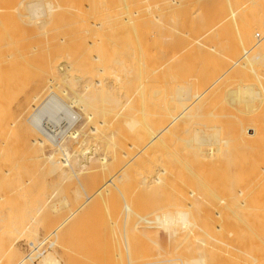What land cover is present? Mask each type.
I'll return each instance as SVG.
<instances>
[{"label":"bare ground","instance_id":"bare-ground-1","mask_svg":"<svg viewBox=\"0 0 264 264\" xmlns=\"http://www.w3.org/2000/svg\"><path fill=\"white\" fill-rule=\"evenodd\" d=\"M149 1L0 0V67L3 68L2 70L0 68V180L2 181L0 183L2 184L5 181L4 185H0V205L3 202L5 204L11 196V200H14L12 202L14 206L12 204L13 207L11 208H15L16 215L20 216L22 209L25 210V207L26 210L33 214V216L30 215L31 217L24 226L21 225V219L17 216V218H13L15 220L14 224L12 226L9 225V229L7 228L8 224L1 225L2 221L0 222V264H32L35 260L38 261V264H56L57 246L55 242L58 236L74 215L93 203V201L114 204L118 197L123 199L125 242L127 233L136 231L141 227L143 221V218L138 215V213L142 214V212L138 211L139 207L136 206L137 204L135 205L131 201V204L136 206L134 208L127 202L128 199L126 201L130 194L128 192L132 193L135 187L139 189V183L143 187L140 189V193L145 189V192L148 191L146 187L144 188L145 185H152L151 188L149 186V192L151 193V198L154 197L152 198L154 200H161L163 197H166V199L171 198V195L176 197L175 203H177L176 201H178L179 197H181L180 200L184 199L187 203L191 200L190 203L185 204L186 206L183 204L185 201L182 202V205L185 208L187 207L186 209L193 207L195 209L197 203H199L197 205H202L198 200L204 201L203 203L212 202L211 204L209 203L212 205L214 202L209 199L212 193L218 194L219 191L223 192L227 188L228 191L230 187L232 196L230 195V204L226 205L221 202L226 200H221L224 194L221 193L223 194L221 198L216 195L224 205V209L218 212L217 209L214 211L209 209L208 211V207H216V203L214 204L215 206H210L206 203L208 207L205 204V209L204 204L202 205L203 207L197 206L198 216L195 215L197 216L196 218L195 216H190L189 210H183L182 205L178 204L181 209H176L175 207L174 210L170 211L165 208V210L160 211L158 209V213L155 211L157 214L153 212L155 213L154 217L150 216L153 217L151 219L152 227L157 229L158 238L161 239V242L165 240L170 248L165 250V253L161 248L164 255L161 253L162 255L156 259L160 254L157 256L155 253L157 257L155 261L151 258L153 262L148 261V259L147 262L145 259H141L138 256L141 253H139V250H137L138 254L137 252L134 254L136 258L138 256L142 261L140 259L133 260L134 257H130L134 255L132 250V255H129L127 260L128 264H264V156L262 158L261 155L256 157L258 151H260L259 154L264 151V117L261 115L253 116L251 110L243 108L239 113L227 115V118L223 115L217 116V113L213 114L215 110L212 114H210V110L206 113L205 109V113L200 111L199 113L197 106L200 107L202 105L201 102L205 103L203 99L206 100L209 95L212 96L219 90V86H221L219 82L228 71L226 70V73L224 72V74L220 75V73L215 72L216 70L213 74L211 70L208 81L205 80L207 83L199 87V76L194 75L197 69L195 70V65L192 64L193 67H191L189 64L194 61V64H196L198 60L194 57L193 51H191L193 48L204 46V43H206L204 41H207V37L209 40L213 35L215 37V35L230 29L235 34V42L238 44L236 48H238L239 53L235 52L236 60H232V63L228 58V60L225 57V59L222 58L224 62L231 63L228 70L235 67H237L236 70L238 72L241 67L245 70V66L246 69L249 68L247 67L248 63H252L253 60V63L262 61V64H260L263 65L264 49L261 50L260 48L264 45V22L260 18L251 21V18H246L248 19L246 20L242 17V14H245V10L249 11L253 7V4L249 6L247 3V5L242 4L238 8L236 6V9L234 5V9H231L229 15L221 18L222 13L219 15L221 16L220 19L216 17L217 20H215L216 18L199 20L198 18H194V20L189 18L167 19L168 22L165 20L168 23V33L166 35L170 36L169 34L172 35L176 32L182 42L187 44L185 45L186 49L184 47L186 50L184 52L187 54L184 56L185 53L181 50V47L183 48L182 45H180L181 47L179 46V49H177L178 47L174 49L172 41L169 40L172 39V36L171 38L168 37L169 44L171 42L169 46L173 51L170 52L169 48V53L166 51L161 52L163 54L161 56L165 58L164 61L162 60L163 65L160 61L155 63V60L158 61L159 54H161L159 53L160 44L158 45L157 39L162 36L157 34L164 29L159 25L161 28L159 31L157 25L165 19L164 16L168 15V11H173L180 7L181 2L178 0H164L166 2L164 5L168 7V11L164 14L156 12ZM196 1L207 2L209 0ZM238 1L236 0L237 3ZM254 3L256 4V2ZM231 6L233 5L231 4ZM194 27L196 28L194 29ZM164 30L163 36L165 35L164 32L166 33V30ZM133 38L137 46L133 43ZM256 38L258 39L256 40ZM75 41H80L79 44H81L82 51H85V49H82V46H85L84 48L87 47L86 51H93L96 53L95 56H92V52L90 58L86 56V59H82L81 57L86 55V51L82 55L81 50H78L80 52L79 56L80 54L82 55L80 58L70 56L69 49L73 48L75 50V48L79 47L78 42ZM159 42L161 43V41ZM77 44L78 46H76ZM131 45H133L132 49L130 48L132 47ZM90 48L99 50L97 52L94 49L91 51ZM101 48L106 49V52L109 51L107 52L108 54L102 53ZM212 48L216 50L215 48L217 47ZM111 50H119L118 52L115 51L116 55L119 53L117 55L118 60L111 58ZM259 50L263 54L262 56H260ZM39 52H45L43 59L41 58L42 60L40 61L38 58L40 62L37 61L38 63L35 65L30 64V55ZM217 52L214 54L218 55L219 52ZM191 54L195 60L191 59ZM105 55H110V59H106ZM196 55L198 56V54ZM177 58H180L179 61L181 62L185 59L187 64L184 67L185 69L183 68V71L187 69L183 76L174 74L170 70L172 63ZM120 62L124 66H121ZM198 62L202 65L203 60ZM168 65H170V69ZM189 66L191 70L193 69V72ZM123 67L124 71L122 70ZM8 68L11 70V75L6 76L7 74H5V78L9 77L5 79L1 74L3 73L2 71L7 73L9 71ZM208 68L210 69V67ZM209 69L206 70L208 71ZM251 69H249L250 72L252 71ZM200 70L201 68L198 71ZM233 70L236 71L235 69ZM168 71H170L169 74L167 73ZM207 71L206 73H208ZM231 74H233V71H231ZM230 77L232 78V76ZM263 78L262 80H264ZM225 79L224 81H226ZM30 83L35 84L37 87H35L36 91L34 92L35 89L32 85L34 93L30 87L29 89L32 93L27 90L31 95H22L23 98H21L24 103H18L17 101L20 97L18 95L24 94L25 91L27 92L26 88ZM79 83H82L79 86L80 89L73 91V104H78L82 111L86 112L90 108L103 116L108 114L107 112L111 108H118L119 106V114L117 116L121 115L123 111L124 113L126 111H134L135 114H141L139 116H142V119L147 124V130L143 128L144 125L143 127L140 126L144 131H141L138 127L139 123L142 125V122L125 119V116H122L125 119L123 125L126 127H123L126 130L125 132L128 129L131 132L134 128L137 131V128H139L138 133L147 131V134L143 133L145 138L143 136L144 141L141 143L138 141L140 139L135 140V133L137 132L134 130L135 139L134 135L131 138L139 143H137L138 145L135 143L137 146L133 143V145L126 146L129 151L136 146V155L130 157L125 153L127 148L122 145V135H120L118 142H115L110 137V144L113 146L110 157L106 153L99 154L102 147L98 144L91 146L89 149L83 147V139L76 140V136L79 134L62 131L66 130V128L63 129L65 126L62 129L59 128L61 132L56 133L57 125L55 126V123L50 124L51 118L59 111L68 113V109L60 103L56 96L58 94L55 95V92L63 89V85L74 88L78 87ZM61 84L62 87L60 88ZM65 90L67 88L62 90V93H67ZM60 93L59 91V95ZM45 97H47L46 101L44 100ZM245 98L250 100L248 96ZM134 102L138 104L136 105L138 108L134 106V108H131ZM14 106H24L21 107L22 109L18 107L19 112L22 115L24 113L23 118L18 115L19 112L13 111L16 112L15 115L20 116L22 120L24 119L23 121L26 120L25 114H27L28 125L21 124L22 120H19L20 123L17 116L13 115L12 108ZM29 112H31L30 115L28 114ZM43 116H46V121L41 125ZM222 117L223 119L224 117L227 120L229 119L228 123L224 121L226 119L222 120L223 123L220 122ZM86 118L88 121L91 120L93 114L87 113ZM147 119L153 121L155 126H150ZM68 123L71 124V121ZM18 124L26 126L24 129L34 137L37 135V138L32 136L31 140L25 141L23 138L24 129L22 130V127ZM98 125L99 128L105 127L103 121H100ZM256 126H259L258 129ZM89 129H91L90 131L88 130L91 134L98 133L99 135L98 127ZM109 130L110 128L107 132ZM131 134L133 133L131 132ZM64 136L74 138L77 141L75 147H73L74 152L72 154L65 150L64 147H61L62 145L60 146L58 137L63 139ZM103 137L105 138L103 140L106 141V137ZM127 137L130 138V135L127 134ZM46 145L51 146V148L54 147V150L49 155L44 154ZM121 146H124V152V148L122 149ZM149 152L150 154L153 152L154 155H149ZM147 154L154 159L151 157L147 159ZM142 158L144 160L147 159L148 162L147 160H142ZM93 161L97 162V164L94 172L91 171V173L88 167L92 165L91 162ZM142 162L144 166H142ZM145 162H152L154 166L152 165V168H150V165L147 166L148 164L146 165ZM90 173L92 179L87 185L88 189L78 183V189L72 191V198L75 200L83 197L81 203H78L76 207L74 206L75 209H71L67 217L61 218L60 224L53 229L45 226L37 227V217L46 207L54 211L68 208L66 201H51L55 199L61 185L65 181L78 180L79 177ZM35 179H43L44 181L38 183ZM139 180H147L150 183H146V181L139 182ZM213 181L220 184L221 187H219L222 190H218L219 187L217 185L218 188L215 187L214 191L218 192H214L209 187V184ZM227 181L229 182L227 183ZM135 183L138 184L136 185ZM142 183L146 184H143V186ZM125 184H129V187L127 186L129 190L133 187V191L131 189L124 192ZM131 184L132 187L130 188ZM183 190L185 191L183 192ZM136 192L139 193L137 190L134 191V193ZM149 192H147L148 195ZM203 192L211 194L210 197L207 195L208 200L206 199V202L204 199L201 200L206 195ZM124 193L128 197H125ZM183 194H185V198L182 197ZM214 194L212 195L214 197L213 200L216 199L215 201L217 202ZM131 195L130 197H132ZM226 195L229 198V195ZM7 196L9 197L6 198ZM141 196L144 197L143 195ZM187 196L189 197L188 200L186 199ZM147 197L150 198L149 196ZM151 198L149 201H152ZM172 198L170 200L174 201ZM230 199L228 200L230 201ZM118 200L117 202H119ZM192 200L197 201L192 203ZM158 202L162 203V200ZM156 203L153 204L157 205ZM169 203L167 204L170 205L171 203ZM7 204L8 202L5 205ZM20 205L23 206L19 208L18 206ZM154 205L152 210L157 207H154ZM3 208L5 209L3 210L0 206V210H3L0 211V214L2 213L3 215H1L5 217L6 215L3 212H5L6 208L8 210V207ZM200 208L205 210V212H202ZM12 209H10V212L13 211ZM168 209H170V206ZM145 210L147 209L143 208V212ZM148 210L150 211V208ZM135 217L141 220L139 222L141 224L138 223V219ZM2 218L0 220H3ZM134 219L137 222H134ZM5 222L7 223L8 220ZM10 222L8 223L10 224ZM35 223L37 228L32 227ZM194 224L200 226L199 229H193ZM111 225L113 228L115 223ZM152 235L149 236L152 238ZM131 236L132 234L127 238ZM20 238L24 239V244H22V241L21 244L30 249L26 255L22 253L21 248L18 247L19 245L15 243ZM135 239H138V237H135ZM140 240L139 238L138 241ZM141 242L143 241L141 240ZM167 243H164L166 247ZM46 244L48 245L47 250H42ZM131 247L135 246L132 245ZM137 247L138 249L143 248V246ZM143 252L145 253L144 250ZM125 255L128 256V254ZM125 259L126 257L124 256V261ZM118 264H120V260Z\"/></svg>","mask_w":264,"mask_h":264},{"label":"rangeland","instance_id":"rangeland-1","mask_svg":"<svg viewBox=\"0 0 264 264\" xmlns=\"http://www.w3.org/2000/svg\"><path fill=\"white\" fill-rule=\"evenodd\" d=\"M178 1H180L181 2V6L180 7H178V8H176L175 10H170V11H168V7L166 6V5H164V3H166L164 0H150L149 2L150 3H152V7H154V10L156 11V12H158V13H166L167 11H168V15H165L164 16V20H162L160 23H158V25H157V27H158V30L160 29L161 30V28L160 27H163L165 30H166V33L164 32V36H163V30L164 29H162L161 31L162 32H159L157 35H161L162 37H159V39H157V41H158V45L160 44V50H159V53H161L162 51L163 52H167V53H169L168 52V50H169V48H170V44H171V42H170V44H169V41H168V39L169 38H171V36H172V39H169L170 41H172V45L174 46L173 48L174 49H176L177 47V49H179V46L180 45H182L183 46V48L181 47V50H183L182 52L183 53H185L186 52V46L185 45H187V44H185L184 42H182V40L178 37V34H176V32H174V34H169L170 36H168V35H166L167 33H168V23H166V22H168L167 21V19H171V18H176V19H186V18H189V19H191V20H194V18H198V20L199 19H211V18H216V17H218V19H220V17L221 18H223V17H225V16H227V15H229V13L231 12V9L233 8L234 9V5H235V9H236V6H237V8L239 7V6H242V4L244 5H247V4H249V6H250V4H253V7L249 10V11H247V10H245V14H242V17L244 18V19H246V18H251V21L253 20V19H257V18H260V20L262 19V21L264 22V0H237L238 1V3L239 4H241V5H239L237 2H236V0H228V2L230 3V5H228L229 3L228 2H226L227 0H209V1H207V2H202V1H196V0H178ZM231 1V2H230ZM249 1H251L250 3H249ZM254 2H256V4L254 3ZM228 3V4H227ZM247 3V4H246ZM163 4V5H162ZM231 4L233 5V6H231ZM238 4V5H237ZM140 6V5H139ZM226 12V13H225ZM223 13V14H222ZM163 14V15H164ZM220 14H222L221 16H219ZM165 20H166V22H165ZM215 20H217V18L215 19ZM246 20H248V19H246ZM162 24V25H161ZM159 25H160V27H159ZM196 27H194V29H195ZM157 29V28H156ZM164 30V31H165ZM170 33H172V32H170ZM234 33H233V31L232 30H230V29H227L226 31H224V32H222L221 34H219V35H215V37H214V35H213V37H211V38H209V40H208V37H207V41H204V42H206V43H204V46H199V48L197 47V48H193L194 50H195V52H194V50L192 49L191 51H193V55H194V57L196 58V59H198L196 62V64H194V62L193 63H189L190 65H191V67H193L192 66V64L193 65H195L194 67H195V70L197 69V71L196 72H194L195 74V76H199L198 77V79H199V84H200V86L199 87H201V86H203L205 83H207L206 81H208V76L211 74V70L213 71V74L215 73V72H217V73H220V75L221 74H224V72L226 73L227 71V73L223 76V78L220 80V82H222V81H224V79L226 80V81H224V82H222V83H220L219 82V84L221 85V86H219L220 88H219V90H217L216 91V93L214 94V95H212V96H210L209 95V97H205L206 98V100H204L203 99V102L205 101V103H202L201 102V104L202 105H200V107H201V109H200V107L199 106H197V109H198V112L200 111L201 113H205V110H206V113H208V111L210 112V114H212V112H213V114H216L217 116H220V115H223V116H227V115H232V114H236V113H239L240 112V110L243 108V109H249V111L251 110V112H252V114H253V116L254 115H261L262 117H264V93H262L261 94V92L262 91H264L263 89H264V80H262V78L264 77V68H263V65H261L262 63V61L259 63H257L256 61V63H253V61H252V63H248V66L247 67H249V68H247L246 69V66H245V70H243L242 69V67H241V70H239V72H238V70H236V68L237 67H235V68H233V69H235L236 71H234L233 69H231V70H228V68H229V66H231V63L233 62L232 60H236L235 59V57H236V53L238 54L239 53V50H237L238 48H236V45H238V44H236V42H235V37H234ZM167 36V37H166ZM158 37V36H157ZM163 37H166V38H163ZM169 37V38H168ZM168 38V39H167ZM163 39H165V40H163ZM258 38H256V40H257ZM134 40V38L132 39V41ZM136 40V39H135ZM167 40V41H166ZM36 41V40H35ZM38 41V40H37ZM39 41H41V39H39ZM159 41H161V43L159 42ZM75 42H78V41H75ZM130 42H131V39H130ZM129 42V43H130ZM167 42V43H166ZM80 43V41L78 42V44ZM82 43V42H81ZM126 43V42H125ZM133 43L134 44H136L135 46H137V43H135L134 41H133ZM132 43V44H133ZM78 44L76 45V46H78ZM83 44V43H82ZM127 44V43H126ZM157 44V43H156ZM163 44H165V45H163ZM128 45H130V44H128ZM132 47H130L131 49L133 48V45H131ZM134 46V47H135ZM217 47V48H215L216 50H213V48L212 47ZM264 45H262V48H260L261 50H263L264 49V47H263ZM85 47V46H84ZM83 46H82V49H85V51H86V48H84ZM127 47V46H126ZM159 47V46H158ZM176 47V48H175ZM184 47H185V49H184ZM201 47V48H200ZM239 47V46H238ZM79 48V49H78ZM128 48V47H127ZM165 48V49H164ZM167 48V49H166ZM73 48H71V49H69V55L70 56H72V57H81L82 55H84L83 54V52H85V51H82L81 50V44H79V47H77V48H75V50L73 51L72 50ZM77 49V50H76ZM91 49V48H90ZM94 49V48H93ZM93 49H91V51L93 50ZM201 49V50H200ZM78 50H81L80 52H82V55L80 54V56H79V51ZM88 50H89V48H88ZM96 52H97V50H99V49H94ZM102 50V51H101ZM101 52L103 53H106V54H108L107 52H109V51H107L106 52V49L104 50L103 48H101ZM184 50H185V52H184ZM237 50V51H236ZM241 50V49H240ZM72 51V52H71ZM78 53H77V52ZM90 51V50H89ZM100 51H98L99 53H100ZM116 50H114V51H110V52H112V56H111V58H116L117 60H118V58H117V55L119 54H117L116 55V52H118V51H116ZM170 52H172L173 50H171V48H170V50H169ZM218 53V55L217 54H214V53H216V52ZM260 51V50H259ZM93 52V51H92ZM92 52H85L86 53V55L85 56H82L81 58L82 59H86L87 57L86 56H89V58L91 57L90 56V54L92 53ZM178 53H179V51H177ZM189 52V51H188ZM236 52V53H235ZM41 53V54H40ZM124 53V52H123ZM190 53H192V52H190ZM194 53H196V54H198V56L196 55V54H194ZM235 53V54H234ZM38 54V55H37ZM45 55V52H39V53H35V54H31L30 55V64H32V65H35V64H37L38 62H40L42 59H43V56ZM74 54V55H73ZM76 54V55H75ZM78 54V55H77ZM95 54L96 53H92V56L94 55L95 56ZM114 54V55H113ZM121 54V53H120ZM182 54V53H181ZM180 54V55H181ZM186 54L187 53H185V55L184 56H186ZM260 56H262L263 54L261 53V51H260ZM33 55V56H32ZM42 56V57H40V56ZM56 55V54H55ZM97 55H98V53H97ZM100 55V54H99ZM102 55V54H101ZM111 55V54H110ZM110 55H105L106 56V59H108L109 57H110ZM123 55V54H122ZM126 55H127V53H126ZM161 55H163L162 53L161 54H159V59H158V61L157 60H155L156 62L155 63H159V61H160V63L161 64H163L162 63V60L164 61V57H162ZM193 55L191 54V59L192 60H195L194 58H193ZM35 56V57H34ZM116 56V57H115ZM128 56V55H127ZM228 56V57H227ZM53 57H55L54 55H53ZM76 57V58H77ZM85 57V58H84ZM119 57V56H118ZM123 57V56H122ZM157 57V56H156ZM221 57V58H220ZM227 59H229V61H231V63H229V62H224V59L225 58ZM34 58V59H33ZM40 59V61H39V59ZM42 58V59H41ZM103 58H105L104 56H103ZM120 59H121V57H119ZM130 58V57H129ZM158 58V57H157ZM181 58H183L182 56H181ZM219 58V59H218ZM222 58H224V59H222ZM264 58V57H263ZM262 58V59H263ZM110 59V58H109ZM123 60H124V58H122ZM179 59L180 58H177L173 63H172V65H171V69H170V65H168L169 66V69L171 70V72H173L174 74L176 73L177 75H179V76H183L186 72H187V69H186V71H183L185 68V66H187V64H186V62H185V59H183V62H181V61H179ZM188 59V58H187ZM199 59H201V60H203V63H202V65H201V63H199L198 61H201V60H199ZM218 59V60H217ZM227 59V60H228ZM227 60H225V61H227ZM33 61H35V62H33ZM38 61V62H37ZM205 61V62H204ZM219 61H222V62H220L219 63ZM121 62H123V61H121ZM120 62V63H121ZM217 62V63H216ZM250 62V61H249ZM199 63V64H198ZM226 63H228V64H226ZM263 63H264V61H263ZM122 65L121 66H124L123 65V63H121ZM160 64V65H161ZM186 64V65H185ZM188 64V65H189ZM223 64H225V66H223ZM250 64V65H249ZM31 65V66H32ZM157 65V64H156ZM164 65V64H163ZM209 65V66H208ZM158 66V65H157ZM166 66H167V64H166ZM226 66H228L227 67V69H226ZM261 66H262V68H261ZM190 67V66H189ZM191 67H190V70H191ZM208 67H210V69L208 68ZM240 67V66H239ZM238 67V68H239ZM1 68V67H0ZM184 68V69H183ZM199 68H201V70L200 71H198L199 70ZM244 68V67H243ZM252 68V69H251ZM3 68H1V70H2ZM9 69V68H8ZM206 69H209L208 71L206 70ZM214 69V70H213ZM249 69H251L252 71L250 72V70ZM5 70V69H4ZM122 70L124 71V67L122 68ZM216 70V71H215ZM224 70V71H223ZM227 70V71H226ZM262 70H263V72H262ZM192 72H193V69L191 70ZM206 71L208 72V73H206ZM215 71V72H214ZM231 71H233V74H231ZM241 71V72H240ZM3 73L1 74V75H3L4 76V78H5V74H7L6 76H10L11 75V70L9 69V71L7 72V73H5L4 71H2ZM30 72V71H29ZM197 72H199V73H197ZM234 72H235V74H234ZM1 73V72H0ZM168 74L170 73V71H168L167 72ZM229 74H231V75H229ZM176 75V76H177ZM204 75V76H203ZM233 75H234V77H233ZM230 76H232V78L230 77ZM236 76V77H235ZM262 76V77H261ZM228 77H229V79H228ZM3 78V77H2ZM3 78V79H4ZM9 78V77H8ZM7 77L5 78V79H8ZM202 78V79H201ZM228 79V80H227ZM264 79V78H263ZM206 80V81H205ZM197 83H198V81H197ZM263 83V84H262ZM82 83H79L78 84V87H68V86H65V85H63V89H61V90H59L61 93H60V95H59V91H57V92H55V95L56 94H58V95H56L57 97H58V100L60 101V103H62V105H64V107H66L67 109H68V113H66V112H64V111H59L57 114H55L54 116H52V118H51V122H50V124L52 125V124H54L55 123V126L57 127H55L56 128V130H57V134H58V132L62 129V127H64L63 129H65L66 128V130H62V131H65V132H69V133H76L78 136H76L77 137V141L78 140H82L83 139V141H84V143H83V147H87V149H89L91 146H93V145H95V144H98L99 146H101L102 148H101V151L99 152V154H107L108 156H110L111 157V155H112V150H113V146H111V144H110V137H112V139L115 141V142H118V139L120 138V135H122V145H124L125 147L126 146H128V145H131L132 143L133 144H137V143H139V142H141L142 143V141H144V139H143V136L145 135H143V133H146L147 134V127H146V121H144L143 119H142V116L140 117L139 115H141V114H135V112L134 111H126L125 113H124V111L121 113V111H120V113H121V115H119V116H117L118 114H119V106H118V108H111L107 113L108 114H105V115H99V114H97V112L95 111V110H92V109H88L86 112L87 113H91V114H93V118H91V120H87V113L86 112H84V111H82L81 109H80V106L78 105V104H76V103H74L73 104V102H74V93H73V91H75V90H79L80 88H79V86L81 85ZM30 85V86H29ZM28 86H27V88H26V90L28 89L29 90V92H31V90H32V92H33V90L35 89V84L33 85V83H30ZM34 87H33V86ZM261 86V87H260ZM31 87V90L29 89ZM32 87L34 88V89H32ZM62 87V84L60 85V88ZM65 87V88H64ZM263 87V88H262ZM37 88V87H36ZM67 88V90H65V91H67V93L65 92V93H62V90H64V89H66ZM73 88V89H72ZM261 88H262V90H261ZM28 90H27V92L25 91L24 92V94H20V95H18V96H20L19 97V100L17 101L18 103H21V102H23L24 103V101H23V97H22V95H27L28 96V94H30V93H28ZM36 91V89L34 90V92ZM68 91H70V92H68ZM31 92V93H32ZM33 92V93H34ZM54 94V93H53ZM31 95V94H30ZM216 95V96H215ZM248 96V99H250V100H247L245 97H247ZM250 96H252V97H250ZM22 97V98H21ZM25 97V96H24ZM252 98V99H251ZM46 99H47V97H45L44 98V100L46 101ZM249 101L248 103H246L247 101ZM43 101V100H42ZM45 101H43V102H45ZM42 102V103H43ZM136 102H134L133 103V105L131 106V108H138V106H136V105H138L137 103L135 104ZM134 106V107H133ZM21 108V107H24V106H14V108H12V112H13V115H15V113L16 112H19L20 110H18L19 108ZM22 109V108H21ZM24 109V108H23ZM205 109V110H204ZM242 109V110H243ZM13 110H16V112L15 111H13ZM18 110V111H17ZM25 110V109H24ZM23 110V111H24ZM202 110V111H201ZM212 110V111H211ZM22 111V110H21ZM116 111V112H115ZM26 112V111H25ZM199 112V113H200ZM110 113H111V115H110ZM137 113V112H136ZM29 115L31 114V112H29L28 113ZM86 114V115H85ZM134 114H135V116H134ZM18 115H21V118H23V116H24V113H23V115L19 112V114ZM26 116V120L25 121H23L21 118H20V116H17V115H15V117L17 116V119H18V121L20 120H22L20 123L21 124H27L28 125V119H27V117H28V115L27 114H25ZM114 115H116V117H114ZM125 116V119L127 118V119H132V120H138V122H142V125H141V123H139L140 125H138V123H137V125H138V127L140 128V130L141 131H144V129L142 130V128L140 127V126H142L143 127V125H144V127L143 128H145L146 130V132H140V133H142V135H140V133H138V131H139V128H137L138 129V131L137 130H135V128L131 131L133 134H131V132L129 131V129H128V131L130 132H125L126 130H125V126H123L124 125V121H125V119L122 117V116ZM132 116H133V118H132ZM138 116V117H137ZM260 116V117H261ZM20 119H19V118ZM139 117H140V120H142V121H140L139 120ZM224 117V119H226ZM229 117V116H228ZM115 118V119H114ZM117 118H118V120H117ZM120 118V119H119ZM43 120L41 121V125H42V123H44L46 120V116H43V118H42ZM122 119V120H121ZM151 119H152V117H151ZM221 119V118H220ZM220 119H219V121H220ZM223 119V117H222V119H221V121L220 122H222V120H224ZM232 119V118H231ZM264 119V118H263ZM148 120V119H147ZM229 120V119H228ZM228 120L226 119V120H224V121H226L227 123H228ZM233 120V119H232ZM259 120H260V118H259ZM27 121V122H26ZM69 121H71V124H67V122H69ZM100 121H103L104 123H105V127L103 128V127H100L99 128V122ZM112 121V122H111ZM145 123H144V122ZM26 122V123H25ZM87 122V123H86ZM148 122H149V124H150V126H155V124H154V122L153 121H151L150 119L148 120ZM226 122H224V123H226ZM19 123V124H20ZM89 123V124H88ZM110 123H111V125H110ZM223 123V122H222ZM18 124V125H19ZM231 124V123H230ZM69 127H68V126ZM107 125V126H106ZM19 126H21V125H19ZM67 126V127H66ZM22 128V130L24 129V128H26V126H24V125H22L21 126ZM97 128L98 127V129H99V135H98V133L97 134H91V132H89L91 129H89V128ZM108 127V129L110 128V130H109V132H107L108 131V129H106ZM123 127H125V128H123ZM153 127H151V128H153ZM257 127V129H258V127L259 126H256ZM262 127V126H261ZM59 128H61V129H59ZM59 129V130H58ZM256 129V128H255ZM260 129V128H259ZM68 130V131H67ZM89 130V131H88ZM131 130V129H130ZM137 132V133H135V131ZM21 131V130H20ZM25 133H23V138H24V140L25 141H29V139L31 140V137L33 136V135H30V133L26 130V129H24L23 130ZM22 131V132H23ZM52 131H54L53 129H52ZM104 131V132H103ZM111 131V132H110ZM123 131V132H122ZM22 132H20V133H22ZM26 132H27V134H26ZM61 132V131H60ZM89 133H90V135H89ZM112 133V134H111ZM136 134V139H135V134ZM111 134V135H110ZM127 134H129L130 135V138H128L127 137ZM30 135V136H29ZM93 135V136H92ZM105 136L106 137V141L105 140H103V136ZM132 135V136H131ZM133 135H134V139L135 140H138V139H140V140H138L139 142H135V140H133V138H131V137H133ZM139 137H138V136ZM19 136H21V135H19ZM141 136V137H140ZM81 137V138H80ZM101 137V138H100ZM125 137V138H124ZM138 137V138H137ZM147 137V136H146ZM22 138V137H21ZM33 138H37V135H35V137L33 136ZM60 137H58V140H59V142H60V146L61 147H64L65 148V150H67L69 153H73L74 151H73V147H75V144H76V140L74 139V138H70V137H68V136H64L63 137V139H59ZM144 138H145V136H144ZM105 139V138H104ZM125 140V141H124ZM128 141V143H126L127 141ZM104 141H105V143H104ZM132 144V145H133ZM135 144V145H136ZM134 145V146H135ZM138 145V144H137ZM136 145V146H137ZM107 146V147H106ZM124 146H121L122 147V149L124 148ZM135 146V147H136ZM134 147V148H135ZM127 148V150L125 151V153L126 154H128L130 157H132V156H134V155H136L135 153H137V148H132L130 151L128 150V147H126ZM105 149V150H104ZM130 149V148H129ZM134 149V150H133ZM54 150V147L53 148H51V146L49 147L48 145H46L45 147H44V154L45 155H49V154H51L52 153V151ZM124 150H125V148L123 149V152H124ZM135 151V152H134ZM128 152V153H127ZM131 152H133L132 154H130ZM259 152L260 151H258L257 153L259 154ZM262 152H264V151H262ZM262 152L258 155H256V157L258 156V157H260V155H261V158L264 156V153L262 154ZM149 155H151L152 154V156L154 155L153 154V152L150 154V152L148 153ZM148 154L146 155V157H148L147 159H150L149 157H151V158H153L152 156H148ZM145 157V158H146ZM147 159H145V160H147ZM154 159V158H153ZM153 159H151V160H153ZM193 159V158H192ZM142 160H144L143 158H142ZM144 160V161H145ZM150 160V161H151ZM190 160V159H189ZM191 161H193V160H191ZM147 162H148V160H147ZM147 162H145V164L147 165V166H149L150 165V168H152V165L154 166V164H152V162H149V163H147ZM155 162H156V160H155ZM92 163V165H90L89 167H88V170H89V172H94V170H95V168H96V164H97V162H95V161H93V162H91ZM151 163V164H150ZM154 163V162H153ZM145 165V166H146ZM142 166H144L143 165V162H142ZM91 172V173H92ZM91 173L88 175H86V176H81V177H79V179L78 180H70V181H65L62 185H61V187L59 188V191H58V194L55 196V199H53V200H51V201H54V200H57V201H60V200H62V201H66L67 202V205H68V208H65V210H59V211H54V210H51L50 208H48V207H46L44 210H42V212L38 215V217H37V221H36V223L38 224V226H37V224L35 223V225L33 224L32 225V227H34V228H37V227H40V226H45V227H47V228H54V227H56L57 225H59L60 224V222H61V220L63 219V218H65V217H67L68 215H69V211L71 210V209H75V207H76V205L78 204V203H81V201H82V198L80 197L79 199H74V198H72L73 197V194H72V191L74 190V189H78V187H79V185H78V183L79 184H81V185H83V186H85V188L86 189H88V187H87V185H88V183H89V181H90V179H92V175H91ZM38 180V181H37ZM1 181V180H0ZM35 181L36 182H43L44 180L43 179H35ZM141 180H139V182H140ZM142 181H144V180H142ZM141 181V182H142ZM146 181V183H150V181H147V180H145ZM144 181V182H145ZM2 182V181H1ZM131 182V181H130ZM129 182V183H130ZM134 182H136V181H134ZM214 182V181H213ZM213 182H211V184H209V187L211 188V189H213V191H214V189H215V187H217V185H218V187L220 186L221 187V185L220 184H218L216 181L214 182V184L212 185V183ZM224 182V181H223ZM229 181H227V183H228ZM132 184H133V182H131ZM146 183H142V185L143 184H146ZM5 184V181H3V183L1 184L0 183V185L2 186V185H4ZM127 184V183H126ZM125 184V185H126ZM132 184H131V186H130V188L132 187ZM136 184V183H135ZM138 184V183H137ZM136 184V185H137ZM141 183H139L138 184V186H139V189H138V187H137V189H136V187H135V190L134 191H140V189L141 188H143L141 185H140ZM134 185V184H133ZM0 186V187H1ZM127 186L129 187V184L128 185H126V188H127ZM141 186V187H140ZM144 186V185H143ZM148 184L147 185H145L144 186V188L146 187L147 188V192H149V186H150V188H151V184L148 186ZM213 187V188H212ZM217 187V188H218ZM220 187H219V189L218 190H222V188L220 189ZM227 187H229V185H227ZM125 188V191L124 192H127V190L128 191H130L131 189H132V191H133V187L129 190V188H127L126 189ZM216 188V189H217ZM225 188H226V185H225ZM231 188V187H230ZM230 188H229V190L228 191H230ZM211 189H210V191H211ZM228 189V188H227ZM227 189H224V191L223 192H220L219 191V193L217 194V193H212V195L214 194V196H215V198H217L216 197V195L217 196H219L220 198L222 197V195L224 196V197H222L223 199H221V200H224V199H226V200H224V201H221L220 200V198L218 197L217 198V202L215 201V200H213V198L214 197H212V195H211V197H212V199H211V197H210V195L207 193H205V192H203L204 194H206L205 196H204V198H202L201 200H205V202L208 200V196L210 197L209 199H210V201H213L214 202V204L216 205V207H213V208H210V207H208V205L206 204V203H208V201L206 202V203H203L204 201H200V200H198V202H200V204L202 203V205L204 206V209L206 208V205H207V207H208V211H209V209L211 210V209H213V211L214 210H216L217 209V212L218 211H220V210H222V209H224V203L227 205V204H230V202H231V194H232V189H231V191L230 192H228L227 191ZM143 190V189H142ZM134 191L131 193V192H128V193H130L128 196H127V194H123V195H126L125 197H128V198H126V201H127V199H128V203L130 204V205H132L131 204V201H133V203L136 205V206H138L139 207V210H138V208H137V210L139 211V212H142V214L140 213H138V215H139V217H142L143 219V221H142V225H141V227H139L136 231H134V232H128L127 233V235H126V241L124 242V201H123V199L122 198H120V197H118L115 201H114V204L112 203V204H108V203H100L99 201L97 202V201H93V203H91L90 205H88L87 207H85L84 209H82V210H80V211H78L75 215H74V217L64 226V228H63V230H62V232L60 233V235L58 236V238H57V241L55 242L56 243V257H55V261H56V264H118L119 263V260H120V264H126V262H127V260H128V257H129V255H132V252H133V254L134 253H136L137 252V250H139V253L140 254H138V252H137V254H138V256L141 258V259H145L146 260V262H147V259H148V261L150 260V261H155V258L156 259H158L162 254L161 253H163V251H164V253H165V250H169V244L165 241H163V242H161V239L160 238H158V236H159V234H158V232H157V229H155L154 227H152L153 225H152V223H151V219H153V215L157 212L158 213V209H159V211L160 210H165V208L167 209V210H174V208L176 207V209H181L180 208V206H178V205H182V202L183 201H185L184 199L183 200H180V198L181 197H179V199H178V201H176L177 203H175V199H176V197L175 196H173V195H171V198L172 199H174V201L173 200H170L171 198H167L166 199V197L164 198H161V200H162V203L161 202H158V201H161V200H154V199H152V198H154V197H152L151 198V193L149 192V195H148V193L147 192H145L146 191V189L144 190V191H142V193H140L141 195H143L144 197H142L139 193H134ZM151 191V190H150ZM185 190H183V192H184ZM204 191V190H203ZM212 191V192H213ZM71 192V193H70ZM144 192V193H143ZM201 193H202V191H200ZM214 192H218V191H214ZM228 194L229 195V198H228V196L225 194ZM221 193H223V194H221ZM132 194V195H131ZM145 194V195H144ZM146 194H147V196H149L151 199H152V201L150 200L149 201V199L150 198H148L147 196H146ZM203 194V195H204ZM63 195V196H62ZM130 195L132 196V197H130ZM208 195V196H207ZM231 195V196H230ZM64 196H65V198H64ZM135 196V197H134ZM138 196V197H137ZM141 196V197H140ZM167 196H170V195H167ZM185 196V194H183V196L182 197H184ZM207 196V197H206ZM9 196H7L6 198H8ZM124 198V197H123ZM147 198V199H146ZM185 198V197H184ZM12 198H11V196L9 197V200L7 201L8 202V204L7 205H5V204H3L2 203V205H0L1 207H2V209L4 210L5 208H3V207H8V210H7V208H6V210H5V212H3L4 213V215H6L5 217L4 216H2L1 214H0V216H1V218L3 219V220H0V222L2 221V224L1 225H7V228L9 229V225L10 226H12V224H14V219L15 218H20L21 219V225L22 226H24V225H26L27 224V222H28V220H29V218L31 217V216H33V214H31V212H29L28 210H26V207H25V210L24 209H22V212H21V215L19 216V215H16V210H15V208H11V207H13L14 206V203H12V202H14V200H11ZM64 199V200H63ZM118 199H122L121 201L120 200H118ZM164 199V200H163ZM165 199H166V201H165ZM187 200L189 199V197L187 196V198H186ZM191 199V198H190ZM207 199V200H206ZM228 199H230V201L228 200ZM5 200V199H4ZM3 200V201H4ZM117 200L119 201V202H117ZM137 200V201H136ZM141 200H143V201H146L145 203L144 202H142ZM154 200V201H153ZM170 200V201H169ZM219 200V201H218ZM9 201H10V203H9ZM130 201V202H129ZM136 203H135V202ZM194 201H197V200H194ZM193 200H192V203L194 202ZM223 203H221V202ZM112 202H113V200H112ZM150 202V203H149ZM157 202V203H156ZM164 202V203H163ZM168 202H170L169 204L170 205H168L167 203ZM179 202H181V204H179ZM191 202V200L188 202V203H190ZM72 203V204H71ZM147 203H149L148 205H145V204H147ZM153 203H156L157 205H154ZM186 201H185V203H183L184 205L186 204H188ZM191 203V204H192ZM197 203V202H196ZM210 203V202H209ZM208 203V204H209ZM212 203V202H211ZM210 203V204H211ZM1 204V203H0ZM12 204H13V206H12ZM134 204L132 205V207L134 206ZM158 204H159V206H158ZM161 204H163L162 206H161ZM164 204H166L165 206H164ZM178 204V205H177ZM195 204V203H194ZM193 204V206H195ZM197 204H199V203H197ZM196 204V208L194 209V207L193 208H188V209H186L185 208V206L184 205H182V208H184L183 210H189V212H190V216H195V215H197L198 216V213H197V206H202V205H197ZM206 204V205H205ZM209 204V205H210ZM214 204H212V205H210V206H215ZM219 204V205H218ZM10 207H9V206ZM112 205V206H111ZM154 205V207H156L154 210H152L153 209V206ZM174 205V206H173ZM176 205V206H175ZM23 205H20V206H18L19 208L20 207H22ZM75 206V207H74ZM136 206H134V208H136ZM145 206V207H144ZM151 206V207H150ZM169 206H170V209H168L169 208ZM202 206V207H203ZM223 206V207H222ZM144 209H149L150 208V211L148 210H145V212H143V208ZM168 207V208H167ZM171 207H173L172 209H171ZM1 209V210H2ZM10 209H12L13 211H11V212H13V213H11L10 212ZM175 209V210H176ZM0 210V211H1ZM2 210V211H3ZM200 210H202V208H200ZM25 211H27L26 213H25ZM54 211V212H53ZM135 211H136V209H135ZM137 211V212H138ZM151 211H152V214H151ZM156 211V212H155ZM207 211V210H206ZM207 211V212H208ZM7 212V214H5ZM53 212V213H52ZM153 212H155V213H153ZM202 212H205V210H202ZM211 212V211H210ZM10 213V214H9ZM15 213V214H14ZM144 213V214H143ZM156 213V214H157ZM196 213V214H195ZM214 213H216V212H214ZM48 214V215H47ZM146 214V215H145ZM13 215V216H12ZM15 215V216H14ZM31 215V216H30ZM51 215V216H50ZM17 216V217H16ZM44 216H45V218H44ZM150 216H153V217H150ZM197 216H195V218L197 217ZM22 217V218H21ZM0 218V219H1ZM5 218V219H4ZM10 218V219H9ZM14 218V219H13ZM47 218V219H46ZM62 218V219H61ZM136 219H138L137 221H138V223L139 222H141V220H139V218L138 217H135ZM147 218H149V219H147ZM200 218V217H199ZM8 220V222H10V220H11V222H10V224L7 222H5L4 223V221H7ZM49 219V220H48ZM13 220V221H12ZM46 220V221H45ZM114 221V222H113ZM137 221H135V219H134V222H137ZM40 222V223H39ZM113 223H115V226H113V228H112V225L111 224H113ZM147 223H150V224H147ZM139 224H141V223H139ZM145 224H147V225H145ZM149 225H151V226H149ZM37 226V227H36ZM117 227V228H116ZM199 227L200 226H198L197 224H194L193 225V229H199ZM33 228V229H34ZM139 230V231H138ZM154 233H156V234H154ZM132 234V236L130 237V238H127V237H129L130 235ZM139 234V235H138ZM153 234V235H152ZM129 235V236H128ZM149 235H152V238H151V236H149ZM134 236V237H133ZM145 236V237H144ZM148 236V237H147ZM7 237V236H6ZM135 237L137 238L138 237V239L140 238L143 242H141V240L140 241H138V239H135ZM143 239H142V238ZM146 237H147V239H146ZM134 238V239H133ZM156 238V239H155ZM130 239H131V241H130ZM144 239H146V240H144ZM150 239V240H149ZM152 239H154V240H152ZM159 239H160V241H159ZM10 240V239H9ZM8 240V241H9ZM23 240L24 239H19V240H16V242L15 243H17L19 246V248H21L20 250L22 251V253L24 254V255H26V254H28L29 253V251H30V249L29 248H27V247H24L22 244H24L23 243ZM153 241V243H151L152 241ZM19 243H18V242ZM21 241H22V244H21ZM151 241V242H150ZM159 241V242H158ZM135 242V243H134ZM141 242V243H140ZM144 242H145V244H144ZM154 242H157V243H154ZM143 243V244H142ZM147 243V244H146ZM148 243H149V245H148ZM164 243H167V247H166V245H164ZM21 244V245H20ZM128 244V245H127ZM139 244V245H138ZM127 246V249H126V246ZM135 246V247H131V246ZM151 245V246H150ZM154 245V246H153ZM160 248V250H159V248L157 247V246ZM48 245L46 244L43 248H42V250H47V247ZM125 246V247H124ZM137 246H139V247H141V246H143V248H139L138 249V247ZM133 248V249H132ZM157 248V249H156ZM161 248L163 249V251L161 250ZM126 249V250H125ZM140 249H141V251H140ZM125 250V251H124ZM128 250H130V251H128ZM133 250V251H132ZM143 250L145 251V253L143 252ZM157 250H159V251H157ZM147 252V253H146ZM128 254V256L127 255H125V254ZM130 253V254H129ZM144 253V254H143ZM157 254V256H156V254ZM164 253H163V255H164ZM148 254H149V256H148ZM117 255H119L118 257H117ZM141 255V256H140ZM152 255V256H151ZM124 256L126 257V259H125V261H124ZM137 256V258H136V256H135V254L134 255H132V256H130L131 258H133L134 257V259L133 260H139L140 258ZM120 258V259H119ZM151 258H152V260H151ZM154 258V259H153ZM123 261H122V260ZM140 259V260H141ZM116 260V261H115ZM142 261V260H141ZM152 261V262H153ZM118 262V263H117ZM122 262V263H121ZM142 263H145V262H142ZM32 264H38V261L37 260H35ZM127 264H128V262H127Z\"/></svg>","mask_w":264,"mask_h":264}]
</instances>
